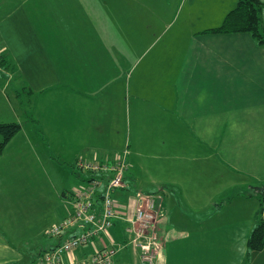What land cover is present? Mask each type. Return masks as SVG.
I'll return each instance as SVG.
<instances>
[{"label": "crops", "instance_id": "0c3cea01", "mask_svg": "<svg viewBox=\"0 0 264 264\" xmlns=\"http://www.w3.org/2000/svg\"><path fill=\"white\" fill-rule=\"evenodd\" d=\"M4 1L0 52L13 70L0 65V74L9 83L15 73L31 97L26 124L17 116L2 121L20 128L0 159L16 134L40 162L49 146L76 166L82 157L113 160L127 150L126 186L114 198L128 214L138 193L154 198L155 264H264V246L246 245L263 191L253 184L264 185V45L249 32L208 31L237 0H161L147 25L144 14L130 19L127 2L116 11L105 3V16L93 23L64 0ZM164 14L176 23L169 34L161 31ZM52 188L59 221L68 191ZM126 224L114 219L112 240L83 244L64 261H87L104 242L116 248L110 264H146ZM40 235L27 220L13 236L0 226V264H43L33 249ZM50 239L46 249L58 241Z\"/></svg>", "mask_w": 264, "mask_h": 264}, {"label": "rangeland", "instance_id": "374dc122", "mask_svg": "<svg viewBox=\"0 0 264 264\" xmlns=\"http://www.w3.org/2000/svg\"><path fill=\"white\" fill-rule=\"evenodd\" d=\"M0 1L5 3L4 0ZM160 1L161 0H64L66 5L72 7V9L77 11L80 16L83 17L84 14L85 17L86 15L92 17L93 23L98 22L99 18L102 19L105 16V14L101 12V10L106 11L108 9L104 7L105 3L112 4L113 9L116 11L121 2H127L131 7L130 19L133 20L137 14H144L143 24L145 25H147L148 22L152 24L150 13L160 5ZM4 9L0 8V14ZM169 15L170 14L163 15L161 31L165 34L173 32L174 26H176V23H173V20L171 21ZM121 20L122 19L118 21L119 35L122 34ZM143 24L142 29L146 30ZM136 31L137 30L135 29L133 32ZM147 32H151V30L147 29ZM0 65L1 67L7 68L5 70H13L12 64L2 57L1 52ZM8 75H11V78L8 76L10 78L9 83L6 81L7 74H0V80H2V82L6 81V83L3 84L0 93V122L12 120L13 117L17 116V118H15L17 121L26 124L29 120L27 116V99L31 96L26 93V87L15 73L12 72L10 74L9 72ZM14 88L17 89L15 90ZM16 91L19 96H16L18 101L16 102L17 105L15 104L13 106L15 112H12V109H10L12 106L7 100V95L11 96V99L14 100L13 94H15ZM25 146V139L20 136L17 137L16 134L10 141L9 147L12 148L10 149L8 147V151L11 152V154L5 153L0 159V226L13 236L15 234V227L17 228L18 226L20 228L24 226L25 221L27 220L28 226L32 225L35 229L40 230V243L36 245L34 244L35 247L33 249L34 251H42V249H46L45 247L48 245L49 240H52L50 238L58 239V237L49 236L45 231L52 224L58 222L57 215L60 214L56 209L58 203L54 200L53 196L55 195L52 187L55 186V189H57L59 193L62 190L71 191L70 189H73L72 187L75 185L74 183H76L78 176L87 174V170L73 165L72 162L62 161L61 157L57 154L58 152L55 146H49V149L46 148L47 154L40 153L42 162L36 160L34 156H32L33 154L31 151L27 149L24 150ZM141 152L143 153L141 157L142 161L146 162V149L141 147ZM48 154H50L53 159L48 158ZM8 155H11V157ZM262 155L264 157V154ZM12 159H15V162H13ZM255 185L260 190L263 187L253 184V188ZM242 187L246 188L245 186ZM121 189L122 188H118L114 190L112 195L115 196V192ZM260 193L261 192H258V194ZM17 232L21 233V231ZM21 235L23 236V234ZM28 238H30V236H28ZM36 241L37 237L35 235L33 243H36ZM158 245L159 241L157 237V246ZM125 264H127V262Z\"/></svg>", "mask_w": 264, "mask_h": 264}, {"label": "built area", "instance_id": "2783aa9c", "mask_svg": "<svg viewBox=\"0 0 264 264\" xmlns=\"http://www.w3.org/2000/svg\"><path fill=\"white\" fill-rule=\"evenodd\" d=\"M127 150L113 160L79 158L77 166L87 170L83 184L67 192L68 210L58 222L52 224L46 234L58 237L57 243L37 255L43 264H110L116 251L113 244L102 243L87 261H64V255L77 247L104 237L112 240L110 227L116 218L127 221L125 230L129 241L139 249L146 264H155L158 257L155 200L150 195L139 194L137 205L128 214L112 192L124 188V172L128 166ZM103 237V238H102ZM104 241V240H103Z\"/></svg>", "mask_w": 264, "mask_h": 264}, {"label": "trees", "instance_id": "16d2710c", "mask_svg": "<svg viewBox=\"0 0 264 264\" xmlns=\"http://www.w3.org/2000/svg\"><path fill=\"white\" fill-rule=\"evenodd\" d=\"M261 10L262 2L260 0H237L235 7L226 13L221 24L208 29V31L249 32L259 44L264 45V27L261 22ZM19 128L20 124L16 121L0 122V134L2 136L0 151ZM263 207L264 191L258 195V206L255 211L257 221L246 240L248 250L261 249L264 246Z\"/></svg>", "mask_w": 264, "mask_h": 264}, {"label": "water", "instance_id": "95a60500", "mask_svg": "<svg viewBox=\"0 0 264 264\" xmlns=\"http://www.w3.org/2000/svg\"><path fill=\"white\" fill-rule=\"evenodd\" d=\"M262 189L264 190V185H263Z\"/></svg>", "mask_w": 264, "mask_h": 264}]
</instances>
